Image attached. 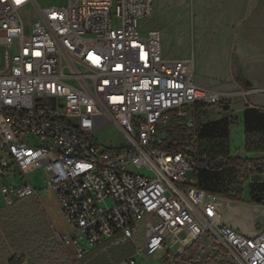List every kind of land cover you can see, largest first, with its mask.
<instances>
[{
    "label": "built area",
    "instance_id": "2783aa9c",
    "mask_svg": "<svg viewBox=\"0 0 264 264\" xmlns=\"http://www.w3.org/2000/svg\"><path fill=\"white\" fill-rule=\"evenodd\" d=\"M154 7L0 0L1 203L51 192L69 229L57 241L77 261L107 240L133 244L144 223L128 264L207 238L233 264H264V229L247 235L224 223V201L185 176L194 169L193 114L222 95L196 83L193 55H164L161 32L147 25ZM172 122L191 137L176 153L164 150ZM109 128L121 146L99 140ZM260 160L243 172L259 169L264 185Z\"/></svg>",
    "mask_w": 264,
    "mask_h": 264
},
{
    "label": "rangeland",
    "instance_id": "374dc122",
    "mask_svg": "<svg viewBox=\"0 0 264 264\" xmlns=\"http://www.w3.org/2000/svg\"><path fill=\"white\" fill-rule=\"evenodd\" d=\"M44 1L48 0H39L40 3ZM147 25L161 32L165 56L182 58L193 55L196 83L222 95L219 105L207 107L199 112V116L202 123L228 120L229 135L225 142L228 154L249 160L262 159L264 149L255 150L257 145L254 144L259 142L257 138L245 135L243 113L247 108L256 107L264 111V0H155L154 14ZM252 69L261 72L263 78L261 74H254ZM193 115L195 117L196 113ZM98 138L114 147L124 142L114 128H109ZM185 176L189 182L194 179L193 171H188ZM232 179L237 188L238 183ZM37 182V187L45 186L43 177ZM227 192L229 196L232 194L230 188ZM45 194L41 196L43 199ZM218 197L231 208L239 206L237 210L241 214L236 215L238 218L255 214L249 208L256 204L249 199L243 201L246 205H241L230 201L227 196ZM260 206L262 208L258 209L264 210V205ZM228 212V208H221L224 221L230 215L226 214ZM263 215L258 211L252 221L257 231L261 228V225L257 226V220H263ZM139 227L140 235L135 238V246L142 248L144 223ZM200 243L199 262L215 256L222 260L224 250L216 241L207 238ZM149 258L146 259L151 261L152 257ZM166 258L161 259L160 264H166Z\"/></svg>",
    "mask_w": 264,
    "mask_h": 264
},
{
    "label": "trees",
    "instance_id": "16d2710c",
    "mask_svg": "<svg viewBox=\"0 0 264 264\" xmlns=\"http://www.w3.org/2000/svg\"><path fill=\"white\" fill-rule=\"evenodd\" d=\"M199 112V110L195 112L197 140L193 145V153L189 154L194 162V179L198 187L208 194L227 196L230 201L243 202L242 180L249 172L245 174L242 168L249 164L260 166L261 160L231 157L225 145L229 135L228 120L202 123ZM243 128L246 136L257 138L259 141L254 144L257 145L255 150L264 149V111L257 108L245 109ZM190 138L186 130L172 122L168 129L164 150L176 153L185 147L183 145ZM257 171L260 172L259 169ZM232 178H235V182L238 183L237 188L234 187ZM229 188L232 191L230 196L227 192ZM249 188V200L256 205H264V185L255 184ZM52 243L55 251H50L46 247L47 244ZM60 248L63 249L49 229L45 215L36 199L27 197L16 200L10 206L0 209V264H23L24 262L26 264H71L68 257L64 259ZM200 248L199 240L193 242L184 250L182 257L174 258V262L176 264H233L224 249L222 260H218L219 257L215 256L199 262Z\"/></svg>",
    "mask_w": 264,
    "mask_h": 264
},
{
    "label": "crops",
    "instance_id": "0c3cea01",
    "mask_svg": "<svg viewBox=\"0 0 264 264\" xmlns=\"http://www.w3.org/2000/svg\"><path fill=\"white\" fill-rule=\"evenodd\" d=\"M248 38H250L251 40V36H249ZM253 71H254V74L255 73L261 74L263 78V74L261 72H258V71L255 72V69H252V72ZM254 77L256 78V76ZM256 108L263 110V108H260V107H256ZM240 158H242L243 160H249V159H244L242 156H240ZM257 160H260V159H257ZM253 161H256V160H253ZM252 166L259 168L258 166H255V164H252ZM242 172H243V168H242ZM242 181H243L242 200L244 201L246 199H250V188L249 187L255 184H260L262 182L261 172L253 171L252 173H248L246 177H243ZM47 193H51V192H46L45 199L41 197L38 200L40 204L39 207L41 211L43 212V214L45 215L46 222L49 225V229L51 230L54 238L57 239V235L68 233L69 229L67 227L66 221L63 216V212L56 198L54 197L52 193L50 194V196L47 195ZM238 204L246 205L244 204V202H238ZM247 206H250V205H247ZM0 207H1L0 209L6 207L2 205L1 200H0ZM225 207L228 208L229 210V212L226 214L227 215L230 214V215L226 218L225 221L223 218L224 223L234 227L235 229H238L239 231L247 235H251L255 231H257L254 223L252 225V221L253 222L255 221L254 216L258 211L264 214V210L258 209V208H262V206L252 205V208H249V209H252V211L255 214L249 213L244 216H241V218L236 217V215L241 214V212L237 210V207L239 206L235 208H231L230 205L229 206L227 205ZM221 208H222V205H221ZM257 221H259L257 226L261 225V228L260 227L259 228L264 229V219L263 220L260 219ZM251 226L253 227L251 228ZM135 238H134L133 244H126V245H121V246H113L111 244V241L107 240L100 246L91 249L89 253L80 261L76 260L75 249L73 247H69L67 249L65 248L63 249L60 248V249H62L61 251L64 254V259L68 257V259L71 261V264H128L129 261L135 257V247H136ZM142 242H143V236H142ZM54 244L56 243L54 242ZM54 244L53 243L47 244L46 247L49 248L50 251H55ZM186 248L178 249V247H175V248L174 247H169V248L164 247L160 252H158L155 256L151 258V261L147 259H140V261L138 260L137 264H160L161 259H163L164 257H167L166 259H168V262H166V264H174V258L176 256L182 257L183 252Z\"/></svg>",
    "mask_w": 264,
    "mask_h": 264
},
{
    "label": "bare ground",
    "instance_id": "6f19581e",
    "mask_svg": "<svg viewBox=\"0 0 264 264\" xmlns=\"http://www.w3.org/2000/svg\"><path fill=\"white\" fill-rule=\"evenodd\" d=\"M221 205H222V208H223V207L227 206L228 204H226V202H223ZM178 249H180V248H178Z\"/></svg>",
    "mask_w": 264,
    "mask_h": 264
}]
</instances>
